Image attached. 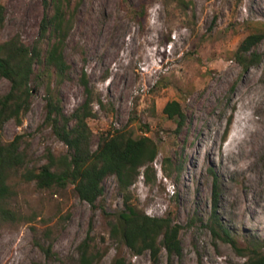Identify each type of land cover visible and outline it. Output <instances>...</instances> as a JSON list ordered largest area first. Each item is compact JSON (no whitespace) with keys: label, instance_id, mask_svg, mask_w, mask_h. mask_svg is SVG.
<instances>
[{"label":"rangeland","instance_id":"374dc122","mask_svg":"<svg viewBox=\"0 0 264 264\" xmlns=\"http://www.w3.org/2000/svg\"><path fill=\"white\" fill-rule=\"evenodd\" d=\"M184 1L189 6L177 0H84L64 49L70 79L58 89L72 114L86 100L81 77L87 73L97 115L89 121L93 149L114 130L157 144L155 176L140 177L130 193L147 215L170 216L183 226V255L173 264H246L254 246L264 252V40L253 50L259 62L249 69L236 54L247 36L264 34V0ZM0 4L7 10L0 43L19 34L31 46L43 0ZM142 4L145 20L133 13ZM9 89L0 77V96ZM45 95L42 86L22 123L3 128L4 141L22 136L28 168L46 163L48 151L68 153L46 122ZM173 100L187 117L180 132L163 113ZM22 171L9 182L10 197L0 201V264H79L78 247L88 237L97 264H112L118 256L152 264L150 253L134 256L111 237L110 224L124 210L115 177L104 181L105 194L92 206L75 186L39 189L21 178ZM212 215L229 229L236 248L213 236ZM160 264H171L165 250Z\"/></svg>","mask_w":264,"mask_h":264},{"label":"trees","instance_id":"16d2710c","mask_svg":"<svg viewBox=\"0 0 264 264\" xmlns=\"http://www.w3.org/2000/svg\"><path fill=\"white\" fill-rule=\"evenodd\" d=\"M83 1L43 0L44 17L33 44H25L19 34L0 43V77L10 83L9 92L0 96V201L10 197L9 182L20 170H23L21 178L34 182L39 189L64 190L73 185L79 198L92 206L105 194L104 181L115 177L124 195V210L110 224L112 239L126 246L134 256L150 253L152 264L161 263V254L165 250L173 264L174 257L181 258L183 255L180 240L183 226L175 223L170 216L147 215L132 203L130 193L140 177L150 181L151 174L155 176L153 164L159 154L157 144L146 135L136 137L131 131L114 130L103 134L97 148L93 149L94 132L89 121L97 115L86 72L81 77L86 100L72 114L68 115L64 110L58 88L70 79L71 73L64 49ZM177 2L189 6V2L184 0ZM6 11V7L0 4V33L6 25ZM133 13L137 19L145 20L146 6L134 7ZM263 40L264 34L256 33L241 42L236 55L245 70L259 62L260 56L253 50ZM54 80L57 88L53 86ZM42 86L46 93V122L68 148V153L56 156L48 151L46 163L28 168L26 154L21 149L22 136L4 141L3 128L10 121L22 123L23 117L32 108L35 93ZM98 103L103 106L101 101ZM163 113L176 121L178 132L184 128L187 117L179 102H168ZM177 170L180 172V167ZM217 192L218 182L215 179V197ZM1 213L6 217L11 215L6 209H2ZM209 229L217 239L236 248L229 229L217 216L212 215ZM78 251L79 264H97L99 254L92 251L90 237L79 245ZM112 264L132 263L118 256ZM246 264H264V252L259 245L248 251Z\"/></svg>","mask_w":264,"mask_h":264}]
</instances>
